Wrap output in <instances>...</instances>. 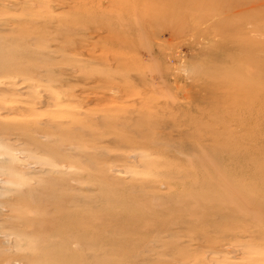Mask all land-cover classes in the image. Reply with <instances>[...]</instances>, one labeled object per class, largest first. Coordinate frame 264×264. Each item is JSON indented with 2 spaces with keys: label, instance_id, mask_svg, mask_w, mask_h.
Returning a JSON list of instances; mask_svg holds the SVG:
<instances>
[{
  "label": "rangeland",
  "instance_id": "rangeland-1",
  "mask_svg": "<svg viewBox=\"0 0 264 264\" xmlns=\"http://www.w3.org/2000/svg\"><path fill=\"white\" fill-rule=\"evenodd\" d=\"M260 198L264 0H0V264H264Z\"/></svg>",
  "mask_w": 264,
  "mask_h": 264
},
{
  "label": "bare ground",
  "instance_id": "bare-ground-1",
  "mask_svg": "<svg viewBox=\"0 0 264 264\" xmlns=\"http://www.w3.org/2000/svg\"><path fill=\"white\" fill-rule=\"evenodd\" d=\"M137 2V1H136ZM142 2V1H141ZM137 3H139V1L137 2ZM139 5H140V3H139ZM142 6V5H141ZM144 7H145V5H144ZM256 196H258V195H256ZM255 196V197H256ZM259 197V196H258ZM257 198V197H256ZM252 199H254V195H253V197H252ZM261 200H262V202H263V207H264V200H263V198H260ZM255 203V207L257 208L254 212L255 213H257V214H260V215H264V210H262V206L259 204L260 202L258 201V202H254ZM259 206H261V207H259Z\"/></svg>",
  "mask_w": 264,
  "mask_h": 264
}]
</instances>
